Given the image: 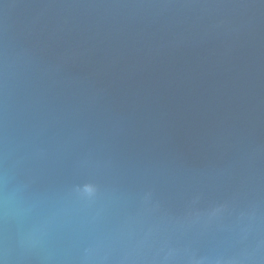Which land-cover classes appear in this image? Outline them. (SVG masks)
Wrapping results in <instances>:
<instances>
[{
	"label": "water",
	"instance_id": "obj_1",
	"mask_svg": "<svg viewBox=\"0 0 264 264\" xmlns=\"http://www.w3.org/2000/svg\"><path fill=\"white\" fill-rule=\"evenodd\" d=\"M0 264H264V0H0Z\"/></svg>",
	"mask_w": 264,
	"mask_h": 264
},
{
	"label": "clouds",
	"instance_id": "obj_2",
	"mask_svg": "<svg viewBox=\"0 0 264 264\" xmlns=\"http://www.w3.org/2000/svg\"><path fill=\"white\" fill-rule=\"evenodd\" d=\"M86 191L89 193V194H92V193H94V191H95V189H94V187H88L87 189H86Z\"/></svg>",
	"mask_w": 264,
	"mask_h": 264
}]
</instances>
